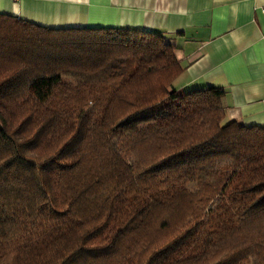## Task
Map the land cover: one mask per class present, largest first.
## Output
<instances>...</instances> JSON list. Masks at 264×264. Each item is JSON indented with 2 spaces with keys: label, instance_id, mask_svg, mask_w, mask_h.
<instances>
[{
  "label": "trees",
  "instance_id": "obj_1",
  "mask_svg": "<svg viewBox=\"0 0 264 264\" xmlns=\"http://www.w3.org/2000/svg\"><path fill=\"white\" fill-rule=\"evenodd\" d=\"M177 49L0 12V264H264V126Z\"/></svg>",
  "mask_w": 264,
  "mask_h": 264
},
{
  "label": "crops",
  "instance_id": "obj_2",
  "mask_svg": "<svg viewBox=\"0 0 264 264\" xmlns=\"http://www.w3.org/2000/svg\"><path fill=\"white\" fill-rule=\"evenodd\" d=\"M264 0H0V12L55 28H136L178 46L179 91L226 90L227 119L264 126Z\"/></svg>",
  "mask_w": 264,
  "mask_h": 264
},
{
  "label": "built area",
  "instance_id": "obj_3",
  "mask_svg": "<svg viewBox=\"0 0 264 264\" xmlns=\"http://www.w3.org/2000/svg\"><path fill=\"white\" fill-rule=\"evenodd\" d=\"M262 11L264 12V8L262 9Z\"/></svg>",
  "mask_w": 264,
  "mask_h": 264
}]
</instances>
